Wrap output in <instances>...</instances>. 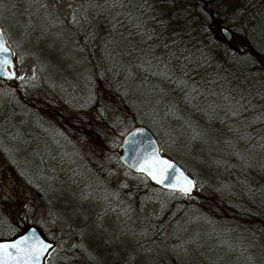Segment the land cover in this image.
Masks as SVG:
<instances>
[{"label": "trees", "instance_id": "obj_1", "mask_svg": "<svg viewBox=\"0 0 264 264\" xmlns=\"http://www.w3.org/2000/svg\"><path fill=\"white\" fill-rule=\"evenodd\" d=\"M69 1L66 18L45 0H0V25L32 62L30 75L0 78V170L22 189L15 201L0 195V238L35 224L44 205L35 225L53 244L41 264H264V165L248 176L242 162L247 177H233L234 159L264 146V0ZM136 123L194 174L191 193L119 161ZM119 166L136 179L113 183Z\"/></svg>", "mask_w": 264, "mask_h": 264}, {"label": "water", "instance_id": "obj_2", "mask_svg": "<svg viewBox=\"0 0 264 264\" xmlns=\"http://www.w3.org/2000/svg\"><path fill=\"white\" fill-rule=\"evenodd\" d=\"M214 26L215 21L210 23V27ZM218 32L224 40H231V30L227 26L219 25ZM0 36L3 37L4 46L9 49V52L4 55L11 61L10 71L16 75L13 53L1 25ZM2 58L3 56H0V59ZM0 78L11 79L8 75H2ZM117 156L127 169L144 175L154 186L161 189L185 194L179 188L171 187L174 184H183L185 178L192 181L191 191L187 193H191L195 187L193 177L171 156L161 152L155 135L144 124H133L122 133L117 145ZM160 161H167L173 167L166 168L165 165L158 163ZM141 168H148V171H141ZM149 171H153L157 179H153L152 175H149ZM161 171L163 175H161ZM160 179H163V183L159 182ZM25 238L28 239L25 240ZM16 241H24V243H21L18 248L8 249L7 253H0V264H41L46 251L42 253L34 251V249L38 250L37 242H42L45 245L53 244L51 240L44 237L39 227L32 223L23 224L20 231L10 237L0 238V244H10ZM37 254L39 255L38 259Z\"/></svg>", "mask_w": 264, "mask_h": 264}, {"label": "rangeland", "instance_id": "obj_3", "mask_svg": "<svg viewBox=\"0 0 264 264\" xmlns=\"http://www.w3.org/2000/svg\"><path fill=\"white\" fill-rule=\"evenodd\" d=\"M46 4L51 7L52 9H54L57 13H59L60 15H63L66 18H69L72 15V8L74 6V4L69 1V0H45ZM224 2L230 6L233 7L236 3H238V0H224ZM225 10L223 11L225 14L228 13V8L225 6ZM9 17L8 15H6V18ZM3 33L5 35L6 41L8 43V45L10 46L12 53H13V60H14V66L16 69V75L11 78V79H4L7 83H13L15 80L14 78H17L20 75H30L31 74V67H32V62L29 60V58H27L25 56L24 51L21 49L22 46L21 44L18 42L17 39V33L16 31L9 26V24L7 23V21L5 20L4 22H2L1 24ZM232 36V34H231ZM18 47V48H17ZM123 48H130L132 51H137V49L134 46V43H124L122 45ZM97 55V54H95ZM192 76L195 75V73H191ZM205 79V77H203ZM162 79V73H160L159 79ZM226 80L229 82L230 80L228 78H226ZM207 81V80H206ZM208 82V81H207ZM241 84H243L242 82H240ZM185 107L183 108V110L179 109V116L181 121L185 122L186 125H189L190 122H193L191 117L192 114H188L185 116H182L183 111H184ZM192 111V109L190 110V112ZM188 112V111H186ZM189 113V112H188ZM237 121L242 124L243 121H245L246 125H249V127H256L257 122L254 121V118H252V116H245L241 111H233ZM107 114H109L107 112ZM230 114V112H229ZM244 118V119H243ZM15 119H18L17 116H15ZM216 124V130L217 131H221L224 129V126H219V124ZM213 124V125H214ZM204 129H201V134L199 132L200 137L202 138V140L204 141V137H206L205 133H204ZM155 132V131H154ZM204 133V134H203ZM156 136L155 133H153ZM262 140V138L264 137V135H260L259 136ZM239 138H237L235 136V140H238ZM159 142V141H158ZM205 142V141H204ZM118 144V142H117ZM216 146L218 147V150L221 149V145L217 142ZM161 152L165 153L163 149H161ZM166 154V153H165ZM248 158H240V159H234V162H236V166L234 167L236 169V176H233L235 179L239 178V177H247L246 173L244 174L243 172H245V169L243 166L242 162H245L247 164V171L249 170V173L247 172L248 176L249 174H252V172H255L254 169H256V166L259 164H263L264 165V146L261 147L260 150L257 151L256 155L255 152L252 154L251 151H248ZM251 155V156H250ZM218 159L221 160L220 158V154ZM240 161V162H238ZM182 166V165H181ZM185 168V167H184ZM185 170L191 175L193 176L194 174L189 171L188 169L185 168ZM109 176L112 178V182L113 183H117L118 181H127V182H132L134 181V179H136V177H133V175L131 174L130 171H128L126 168H124L123 166H119L116 167L112 172H110ZM220 178L223 176L222 173H219L218 175ZM228 176V175H226ZM255 177L259 178V181L262 180L264 182V166L262 171L258 172L257 175H255ZM17 187V186H16ZM22 194V189L17 187L15 188V186L13 185V176L7 171V170H0V195L3 196L5 199L9 200V201H15L17 198V196H21ZM44 205H36L34 206V212L32 214V219L31 222H34L35 224H37L39 227H42V224H44L45 219L47 218V212L45 210ZM156 210V205H146L145 210H149V209ZM72 264H83V260L80 257L78 259V261H76L75 263Z\"/></svg>", "mask_w": 264, "mask_h": 264}, {"label": "snow or ice", "instance_id": "obj_4", "mask_svg": "<svg viewBox=\"0 0 264 264\" xmlns=\"http://www.w3.org/2000/svg\"><path fill=\"white\" fill-rule=\"evenodd\" d=\"M9 49L4 46L3 37L0 36V56H3L2 59H0V76L2 75H8L9 78H12L15 74L10 71L11 68V61L5 56L4 54L8 53ZM20 79H23V77H20ZM160 164H163L166 166V168H172L173 166L169 164L167 161H160L158 162ZM141 171H148V168H141ZM149 175H152L153 179H157V176L153 174V171H149ZM161 175H163V172L161 171ZM181 175H183L181 173ZM160 183H163V179L159 180ZM192 181L187 180L185 178V181L183 184H174L171 185V187L179 188L181 191L187 193L191 191ZM28 238H25L27 240ZM21 243H24V241H16L15 243L10 244H0V253H7L8 249L10 248H18ZM38 244V250L34 249V251H38V253H42L44 251H47L51 245H45L42 242H37ZM39 258V255L37 254V259Z\"/></svg>", "mask_w": 264, "mask_h": 264}]
</instances>
